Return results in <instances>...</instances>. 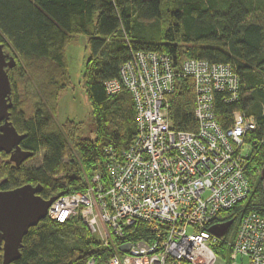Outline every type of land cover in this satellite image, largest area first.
I'll return each instance as SVG.
<instances>
[{"label":"trees","instance_id":"trees-1","mask_svg":"<svg viewBox=\"0 0 264 264\" xmlns=\"http://www.w3.org/2000/svg\"><path fill=\"white\" fill-rule=\"evenodd\" d=\"M79 42L82 65L86 61L83 91L92 110L94 140L77 138L80 124L72 121L53 128L45 107L38 106L32 117H26L9 77L15 65L7 72L9 120L18 134L25 135L19 147L33 154L29 159L40 150L44 155L39 167L25 168L29 159L16 166L0 153V191L39 186L38 196L47 201L84 192L95 175L108 185L105 151L121 156L129 149L136 135V110L128 92L109 97L104 84L118 79L120 68L132 55H164L177 69L189 60L228 65L239 78L240 94L232 104L223 103L224 94H215L216 121L226 129L232 113L238 111L255 121L256 130L246 139L249 196L221 213L217 222L231 223L214 248L227 261L242 217L248 213L264 217L259 179L264 168V0H0L3 52L27 66L43 67L51 108H57L59 96L71 85L67 52ZM194 109L192 81L178 77L169 97L170 129L195 132ZM152 240L151 229L138 223L118 244L149 246ZM110 257L111 252L77 220L58 224L46 218L28 230L14 264H87L90 260L107 264Z\"/></svg>","mask_w":264,"mask_h":264},{"label":"built area","instance_id":"built-area-1","mask_svg":"<svg viewBox=\"0 0 264 264\" xmlns=\"http://www.w3.org/2000/svg\"><path fill=\"white\" fill-rule=\"evenodd\" d=\"M178 77L190 79L195 132L170 129L169 97ZM107 96L128 92L136 110V135L127 151L108 155V185L95 175L85 191L55 199L46 218L77 220L111 252L107 264H217L215 246L224 239L209 229L250 193L246 139L255 121L232 113L224 129L215 117L214 96L237 102L239 78L228 65L189 60L180 69L164 55L138 53L104 84ZM153 234L149 246L118 244L135 224ZM229 260L264 264V217L244 215L229 246ZM87 264H94L93 260Z\"/></svg>","mask_w":264,"mask_h":264},{"label":"water","instance_id":"water-1","mask_svg":"<svg viewBox=\"0 0 264 264\" xmlns=\"http://www.w3.org/2000/svg\"><path fill=\"white\" fill-rule=\"evenodd\" d=\"M16 63L13 58H7L0 44V153L9 156V161L16 166L33 156L24 152L19 145L25 135L17 133L9 120V110L12 108L11 85L7 75L8 70L13 69ZM262 194L264 197V168L259 173ZM41 187L25 185L23 187L0 191V252L1 264H14L20 259L22 240L28 230L36 227L46 219L47 210L56 198L47 201L41 199L38 194ZM22 208L29 210L22 212ZM231 223L214 225L209 231L218 238L224 237ZM129 245L122 246L121 253H127Z\"/></svg>","mask_w":264,"mask_h":264},{"label":"rangeland","instance_id":"rangeland-1","mask_svg":"<svg viewBox=\"0 0 264 264\" xmlns=\"http://www.w3.org/2000/svg\"><path fill=\"white\" fill-rule=\"evenodd\" d=\"M81 41L84 42L83 39ZM81 50V43L79 42L74 44L67 52L71 85L63 95H61L62 93L60 94L56 109L51 108L49 104L50 94L44 85L46 73L42 66H27L26 63L20 62L15 56L17 64L13 70L9 71V77L15 83L19 106L26 117H32L38 106L45 107L44 111L53 120L51 123L53 128H60L65 121H72L80 124L77 138L94 140L95 125L92 118V110L83 91L82 74L86 61L84 59L85 63L82 65V60L80 59ZM9 56L12 57L10 53ZM86 56L85 54V58ZM43 155L44 152L40 150L32 159L24 163V167H39ZM217 264H248V262L241 258H237L235 261H230L228 258L225 261L220 256H217Z\"/></svg>","mask_w":264,"mask_h":264},{"label":"snow or ice","instance_id":"snow-or-ice-1","mask_svg":"<svg viewBox=\"0 0 264 264\" xmlns=\"http://www.w3.org/2000/svg\"><path fill=\"white\" fill-rule=\"evenodd\" d=\"M29 210L28 208H22L21 211L24 212V211H27Z\"/></svg>","mask_w":264,"mask_h":264},{"label":"flooded vegetation","instance_id":"flooded-vegetation-1","mask_svg":"<svg viewBox=\"0 0 264 264\" xmlns=\"http://www.w3.org/2000/svg\"><path fill=\"white\" fill-rule=\"evenodd\" d=\"M0 258L2 259V253L0 252Z\"/></svg>","mask_w":264,"mask_h":264}]
</instances>
